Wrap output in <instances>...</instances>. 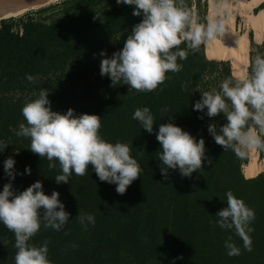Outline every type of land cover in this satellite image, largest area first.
Listing matches in <instances>:
<instances>
[{"label": "trees", "instance_id": "1", "mask_svg": "<svg viewBox=\"0 0 264 264\" xmlns=\"http://www.w3.org/2000/svg\"><path fill=\"white\" fill-rule=\"evenodd\" d=\"M93 1L59 0L37 12L61 9V14L38 18L36 12H27L0 20V139L11 150L0 153V187L8 180L3 160L11 155L14 168L22 173L12 180L14 189L22 190L39 179L46 194L58 191L69 212L65 229L41 227L30 242L48 241L51 264H264V172L243 173L248 156L241 159L231 150L223 151L208 133L209 123L224 122L222 114L208 117L192 108L199 91L218 87L236 73L229 55L213 58L203 44L198 52L178 60L181 71L167 73L171 78L152 92H137L124 84L110 86L109 77L99 73L100 50L108 56L119 50L142 17L132 14L133 6L93 7ZM248 36L250 46L264 54V40L257 44L264 34L253 39L249 31ZM25 74L36 77V82H28ZM40 88L48 89L52 110L62 113L71 107L75 114L95 113L101 117L99 132L104 139L132 146L130 154L143 172L123 194H117L115 184L100 181L94 171L73 174L68 183L57 184L53 177L60 171L58 165L49 169L48 160L29 149V139L15 135L24 122L22 105L34 99ZM145 105L155 117L152 133L132 119L133 110ZM165 106L169 112L160 116ZM169 117L194 137L203 138L209 160H202L201 169L191 176L173 169L167 179L161 175L155 131ZM25 165L29 174H23ZM226 191L255 212L251 251L244 249L234 230L215 224ZM78 210L95 217L87 230L77 220ZM229 236L240 248L239 255H227L224 241ZM0 242H6L0 243V264H14V235L3 224Z\"/></svg>", "mask_w": 264, "mask_h": 264}, {"label": "clouds", "instance_id": "2", "mask_svg": "<svg viewBox=\"0 0 264 264\" xmlns=\"http://www.w3.org/2000/svg\"><path fill=\"white\" fill-rule=\"evenodd\" d=\"M115 2L133 6L132 14L142 18L132 26L119 50L110 56L100 50L99 73L109 77L110 86L124 84L137 92H152L171 78L167 73L181 71L183 65L178 60L183 61L189 54L198 52L203 44L217 39L223 41L228 33L230 8L225 0H214L212 11L204 22L185 0ZM25 79L30 83L37 80L31 74H25ZM47 92L48 89L40 88L34 99L22 105L24 122L19 123L15 135L28 138L29 149L45 157L49 169L58 165L60 171L53 177L57 184L68 183L73 174L84 176L94 171L100 181L115 184L117 194H123L143 172L137 159L130 154L132 146L104 139L99 132L101 117L95 113L75 114L71 107L62 113L52 110ZM199 92L200 98L192 104L194 110L208 117L222 114L224 122L209 123L207 131L223 151L231 150L241 159L251 152H264V54L251 56L242 71L225 77L218 87ZM168 112L165 106L160 116ZM203 115H198V119ZM132 119L148 133L153 132L155 117L148 106L135 108ZM155 138L160 144L159 168L165 179L169 169L178 170L181 176H191L201 169L202 160L205 163L209 160L203 138L183 130L172 122V117L157 125ZM8 144L0 139V153ZM14 164L11 155L3 160L8 180L0 187V224L14 235V264H51L48 241L36 245L30 242L31 238L41 227L55 231L65 229L70 221L69 212L58 198V191L46 194L39 179L22 190L14 189L12 180L15 175L22 174ZM29 173L30 168L25 165L23 174ZM224 201L225 206L214 215L215 224L222 230H234L244 249L251 251L249 234L254 230L251 226L254 210L231 191L225 192ZM76 217L85 230L95 223L92 213L78 210ZM224 247L229 256L240 254L231 236L224 241Z\"/></svg>", "mask_w": 264, "mask_h": 264}, {"label": "bare ground", "instance_id": "3", "mask_svg": "<svg viewBox=\"0 0 264 264\" xmlns=\"http://www.w3.org/2000/svg\"><path fill=\"white\" fill-rule=\"evenodd\" d=\"M59 0H0V20L16 17L28 11L45 7ZM253 1L244 0L239 5L241 19L246 21V26L251 25L254 37L260 38L264 33V0H259L261 4L254 9ZM235 7H233L234 9ZM228 33H225L223 41L217 39L211 43L204 44L205 51L213 58L222 57L226 54L230 57V64L234 71H242L247 65L248 58V28L245 27L243 33L233 29L231 15L227 21ZM257 170L264 172V156L257 163L256 152L248 155V161L243 166V173L250 174Z\"/></svg>", "mask_w": 264, "mask_h": 264}, {"label": "rangeland", "instance_id": "4", "mask_svg": "<svg viewBox=\"0 0 264 264\" xmlns=\"http://www.w3.org/2000/svg\"><path fill=\"white\" fill-rule=\"evenodd\" d=\"M190 1H191V5L189 6L187 4V0H185L187 6L192 8L193 10H195L198 13V15L200 16L201 22H204L206 20V18L208 17V15L212 11V5H213L214 0H190ZM242 1H244V0H225V3L230 8V15L232 18L233 29H235L239 33H243L245 31V27H247L246 21L244 19H241V12L239 9V5L241 4ZM54 3H56V2H54ZM54 3H51V4H54ZM104 4H116V2H115V0H94L91 3V6L97 7V6L104 5ZM260 4H261V2H259V0L253 1V8L256 9ZM233 7H235V8L233 9ZM39 9L31 10L28 12H36L35 14L38 18H42L44 15H48V14L58 15V14L62 13L61 9L37 12ZM24 14H22V15H24ZM22 15H19L16 17H10V18H19ZM230 15H229V17H230ZM6 19H8V18H6ZM3 20H5V19H3ZM251 27L252 26L248 24V27H247L248 33L250 31L251 32V38H253ZM253 39H252V42H253ZM248 40H249V36H248ZM260 40L261 41L259 43H257L258 45H261L263 43L264 36ZM248 52H249V54H248V58H247V64L249 63L248 61H249L250 56H254L260 52L258 49L250 46V40L248 43ZM8 147H10L9 144L6 145L5 151H9V154H10L11 150H8L9 149ZM263 156H264V152H260V153L256 152L257 163H259L261 161V158ZM260 171H262V170H260Z\"/></svg>", "mask_w": 264, "mask_h": 264}]
</instances>
